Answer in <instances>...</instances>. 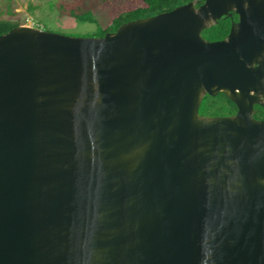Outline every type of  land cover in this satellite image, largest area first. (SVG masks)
<instances>
[{
    "label": "water",
    "instance_id": "water-1",
    "mask_svg": "<svg viewBox=\"0 0 264 264\" xmlns=\"http://www.w3.org/2000/svg\"><path fill=\"white\" fill-rule=\"evenodd\" d=\"M196 3L0 35V264H264V0Z\"/></svg>",
    "mask_w": 264,
    "mask_h": 264
},
{
    "label": "trees",
    "instance_id": "trees-1",
    "mask_svg": "<svg viewBox=\"0 0 264 264\" xmlns=\"http://www.w3.org/2000/svg\"><path fill=\"white\" fill-rule=\"evenodd\" d=\"M191 1L194 0H69L68 4L60 5L59 9L65 16L96 24L97 32L87 35L88 37H103L107 33L116 32L125 23L171 11ZM195 1L197 7L204 2ZM96 13L103 15L102 22L97 19ZM233 19L238 20L236 13H233ZM21 24L0 17V35ZM231 24L232 18L223 16L215 25L205 29L202 35L210 42L223 40L227 38ZM254 108V118L264 120V106L255 105ZM236 112V105L224 93L216 96L206 95L200 106L202 116H229Z\"/></svg>",
    "mask_w": 264,
    "mask_h": 264
},
{
    "label": "rangeland",
    "instance_id": "rangeland-1",
    "mask_svg": "<svg viewBox=\"0 0 264 264\" xmlns=\"http://www.w3.org/2000/svg\"><path fill=\"white\" fill-rule=\"evenodd\" d=\"M68 2L69 0H0V17L20 22L21 25L71 36L96 33V24L63 15L59 6ZM96 17L100 22L103 21L102 14L96 13Z\"/></svg>",
    "mask_w": 264,
    "mask_h": 264
},
{
    "label": "flooded vegetation",
    "instance_id": "flooded-vegetation-1",
    "mask_svg": "<svg viewBox=\"0 0 264 264\" xmlns=\"http://www.w3.org/2000/svg\"><path fill=\"white\" fill-rule=\"evenodd\" d=\"M233 20H234V19H233ZM238 20H239V17H238ZM238 20H237V21H238ZM234 21H235V20H234ZM237 21H235V22H237ZM236 113H237V112H236ZM236 113H235V114H236ZM233 115H234V114H233Z\"/></svg>",
    "mask_w": 264,
    "mask_h": 264
}]
</instances>
